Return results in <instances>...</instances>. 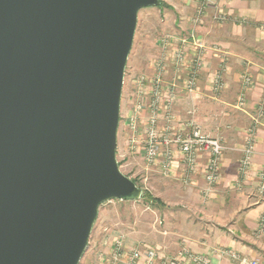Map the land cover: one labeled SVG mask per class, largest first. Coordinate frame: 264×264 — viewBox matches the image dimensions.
Wrapping results in <instances>:
<instances>
[{
    "label": "water",
    "instance_id": "obj_1",
    "mask_svg": "<svg viewBox=\"0 0 264 264\" xmlns=\"http://www.w3.org/2000/svg\"><path fill=\"white\" fill-rule=\"evenodd\" d=\"M159 0H0V264H80L117 161L138 12Z\"/></svg>",
    "mask_w": 264,
    "mask_h": 264
},
{
    "label": "crops",
    "instance_id": "obj_2",
    "mask_svg": "<svg viewBox=\"0 0 264 264\" xmlns=\"http://www.w3.org/2000/svg\"><path fill=\"white\" fill-rule=\"evenodd\" d=\"M163 2L172 13L170 30L187 35L191 28L189 19L197 4L181 0ZM212 10L215 14L223 13L226 21L213 24ZM204 20L205 24L196 29L207 49L198 79L199 97L190 101L179 90L174 114L184 121L186 110L193 107L202 132L211 138H222L220 180L211 188L210 195L204 197L208 186L204 179L206 158L197 161L194 172L184 181L186 166L177 151L171 175L163 177L178 181L189 195H200L202 203L198 215L201 223L176 219L170 224V232L161 233L162 237L152 245L140 240L138 230L132 229L125 234L110 230L107 246L102 245L101 238L84 264H106L109 246L120 235L127 249H155L159 256L155 264H160L161 258H178L183 249L207 258L210 264H239L230 253L264 264V232L257 231L259 219L264 214V197L257 191L258 175L264 165V0H217L216 5L207 10ZM211 46H218L226 56L222 75L224 86L219 93L211 91V83L221 68V60ZM193 55L191 50L189 57ZM247 77L251 84L243 106L239 107L238 95ZM245 136L253 139L255 154L250 168L241 173Z\"/></svg>",
    "mask_w": 264,
    "mask_h": 264
},
{
    "label": "built area",
    "instance_id": "obj_3",
    "mask_svg": "<svg viewBox=\"0 0 264 264\" xmlns=\"http://www.w3.org/2000/svg\"><path fill=\"white\" fill-rule=\"evenodd\" d=\"M187 1L198 4L188 35L185 38H175L171 35L159 38L158 53L153 60L151 74H141L134 81L135 102L125 121L130 133L127 146L131 153H140L147 170H152L162 177L171 175L175 151H177L186 166L184 181L194 172L197 161L205 157L204 179L208 186L204 194L207 195L220 180V161L224 150L222 138H211L202 132L195 120L193 107L186 110L184 121L177 119L174 108L178 101L179 88L190 101L199 97L198 79L204 67L203 56L207 49L201 43L196 29L202 26L207 10L214 7L217 0ZM226 19V16L220 12H216L213 17L215 23H224ZM216 48L215 46L213 50H217ZM191 50L194 51V55L190 60H186L184 67L185 57H189ZM170 67L173 76L167 78ZM224 69L225 64L221 66L211 83L213 93H218L222 86L221 72ZM249 83L250 79L244 78L243 84L248 86ZM243 100L244 95L241 94L240 106ZM261 109L262 106L259 115ZM255 123H258L257 119ZM241 152L240 172L244 173L250 168L254 155L251 136L246 139ZM257 191L261 197H264V165L258 175ZM257 231L264 232V214L259 219ZM107 243L108 239H105L103 245L107 246ZM109 247V253L105 257L106 264H139L141 261L144 264H155L159 258L157 251L152 248H146L144 251L140 247L127 249L124 237L121 235L116 237ZM179 255L178 258H161L160 264H210L207 258L191 254L186 249H183ZM230 256L239 264H261L259 260L240 259L233 253H230Z\"/></svg>",
    "mask_w": 264,
    "mask_h": 264
},
{
    "label": "rangeland",
    "instance_id": "obj_4",
    "mask_svg": "<svg viewBox=\"0 0 264 264\" xmlns=\"http://www.w3.org/2000/svg\"><path fill=\"white\" fill-rule=\"evenodd\" d=\"M181 1L186 3L187 0ZM212 11V23L215 24L213 20L215 13L214 10ZM195 12L196 9L195 11H193L192 17H190L189 19L191 27ZM205 21L206 20L203 21L202 26L205 24ZM171 22L172 13L168 10V7L165 3L164 5L158 7L144 8L138 12V21L133 45L126 63L124 73V83L120 104V122L117 133L116 149L117 161L121 172L124 175L128 176V178H130L131 180H135L139 188L148 191L153 196L158 197L160 200H162L165 203V206L161 209L154 208L147 205L141 200L130 203L112 201L103 204L99 208V213L89 238L88 247L80 264H84V262L87 260L88 255L94 250V247H97L99 240L102 238L101 242L103 245L104 239L109 240L111 238L110 235L113 231L116 233L118 232L119 234H125L127 232H131L132 229H134L135 231L138 230V237L141 238L140 240H142L143 243L152 245L159 239V237H162L161 233L170 232V224L174 223L176 219H188V221L195 222L197 224L201 223L198 215V210L202 203L200 195L198 193H196L197 195H189V193L185 189H183L175 179L163 178L152 170H147L142 161L140 153H131L127 146V139H129L130 133L125 121L135 102L134 81L141 74H151L153 60L155 58V55H157L158 53L157 45L159 38L163 37L164 35H171L175 38H185V36L188 35H178L176 33H173L170 30ZM198 28L199 27H197V29ZM204 42L205 41L202 38L201 43L203 45ZM214 47L215 46H211L210 48L213 50ZM173 48L174 47H172V49ZM216 49L217 50H214L215 54H217L218 58H220L222 66L226 63V56L221 53L218 46ZM190 59V57H185V63H183L184 67H186V60L188 61ZM170 65L171 64H169V66ZM169 70L170 71L167 78L173 76L172 67H170ZM223 72H221L222 86L219 89L218 93L223 89L224 86L222 80V75L224 74ZM250 84L251 82L248 84V86L244 84L241 85L242 89L238 95L237 100L238 105L241 94L244 95V104L245 93L247 92ZM180 89L181 88H179L178 90ZM243 104L241 105V107L243 106ZM248 133L251 134V132ZM247 138L248 136H245L243 147L246 144ZM208 195H210V192L207 195L203 193L204 197H207ZM104 229H106L105 232L103 231Z\"/></svg>",
    "mask_w": 264,
    "mask_h": 264
},
{
    "label": "trees",
    "instance_id": "obj_5",
    "mask_svg": "<svg viewBox=\"0 0 264 264\" xmlns=\"http://www.w3.org/2000/svg\"><path fill=\"white\" fill-rule=\"evenodd\" d=\"M162 5H164V3H163V1L160 0L159 6H162ZM132 181L137 185L135 180H132ZM140 200L145 202L147 205L154 207V208H160L161 209L165 206V204L162 200H160L158 197L153 196L151 193H149L146 190H143V195H142ZM118 202H121V201H118ZM130 202H132V201H124L122 203H130Z\"/></svg>",
    "mask_w": 264,
    "mask_h": 264
}]
</instances>
